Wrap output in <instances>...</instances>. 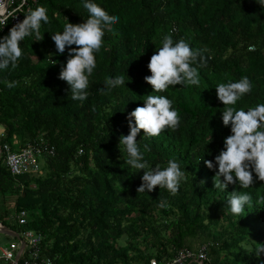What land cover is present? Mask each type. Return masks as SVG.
<instances>
[{
  "label": "trees",
  "instance_id": "1",
  "mask_svg": "<svg viewBox=\"0 0 264 264\" xmlns=\"http://www.w3.org/2000/svg\"><path fill=\"white\" fill-rule=\"evenodd\" d=\"M93 2L119 20L104 29L87 99L73 100L67 83L58 78L69 49L59 54L51 39L68 22H85L89 13L84 0H37L32 9L45 7L49 18L42 22L43 39L26 37L18 67L0 70V147L18 150L30 143L41 148L43 160L39 174L12 176L0 153V192L15 196L16 216L27 214L22 232L43 234V253L52 264H150L152 258L165 264L177 251L197 253L200 246L206 247L209 264H264V253L256 256L264 245V181L253 172L254 184L247 189L238 183L218 189V166L204 164H215L231 134L222 121L217 85L247 76L252 90L233 107L247 111L264 103V4ZM9 29L0 30V37ZM165 35L174 42L183 39L193 50H207L206 64L198 68L199 86L153 92L145 82L151 75L150 57L162 47ZM121 75L125 85L106 89V77ZM6 81L16 86L9 88ZM150 94L172 101L180 125L157 137L141 130L137 143L150 167H167L169 159L180 165L186 180L176 195L158 186L137 193L143 170L126 163L127 153L119 145L120 136L130 131L129 114ZM233 191L252 196L251 206L239 216L227 205ZM161 202H166L164 207Z\"/></svg>",
  "mask_w": 264,
  "mask_h": 264
},
{
  "label": "clouds",
  "instance_id": "2",
  "mask_svg": "<svg viewBox=\"0 0 264 264\" xmlns=\"http://www.w3.org/2000/svg\"><path fill=\"white\" fill-rule=\"evenodd\" d=\"M261 3L264 4V0ZM83 6L89 13L85 22H68L62 33L51 36L59 54H63L66 47L69 49L66 65L61 68L58 78L67 83L72 99L80 101L87 99L89 77L96 68L95 54L103 46L104 29L119 20V17L109 15L93 0H84ZM42 22H49L47 9L43 6L29 9L22 21L14 24L7 35L0 37V70H6L9 66L12 69L18 67L23 55L21 42L26 37L35 34L36 41L43 39L40 34ZM205 51L193 50L183 39L174 42L171 35H165L162 47L150 57L147 67L151 75L145 76L144 80L152 86L153 92H165L169 86H199L198 68L206 64ZM5 83L9 88L16 86V82ZM104 83L106 89H112L125 85V78L123 75L106 77ZM251 90L252 83L247 76L236 82L220 83L216 87L217 98L224 106L222 121L224 126H230L231 134L225 138L223 149L215 157V164L212 160H204L209 169L218 166L214 177L215 188L226 190L230 184L238 183L241 188L247 189L254 184L253 172L256 178L264 181V103L247 111L233 107ZM133 119L135 123H132ZM128 120L129 134L120 136L119 145H123L127 153L126 163L132 168L143 170L137 193H150L158 186L176 195L181 182L186 180L180 165L169 159L167 167H150L137 143L141 130L145 136L157 137L166 129H178L181 117L173 109L172 101L164 95H147L144 105L136 107ZM145 150H149L147 145ZM260 200L264 202V197ZM165 203L161 202L160 206L164 207ZM251 204L252 196L246 192L237 194L233 191L227 200L230 212L236 216ZM261 253H264V245L256 251V256L259 257Z\"/></svg>",
  "mask_w": 264,
  "mask_h": 264
},
{
  "label": "built area",
  "instance_id": "3",
  "mask_svg": "<svg viewBox=\"0 0 264 264\" xmlns=\"http://www.w3.org/2000/svg\"><path fill=\"white\" fill-rule=\"evenodd\" d=\"M37 0H0V30L13 27L14 24L23 20L29 9H32ZM52 151H50L51 153ZM0 153L4 156V164L12 176L35 175L41 172V148L31 144L22 149L13 150L5 144L0 147ZM27 214L21 212L17 216L20 226L26 224ZM21 237L25 242L22 250L18 251L16 244L0 246V264H14L18 253L17 264H52L51 258L43 253L44 236L40 232L23 231ZM206 247L200 246L197 253L188 249L176 252L172 260L165 264H209L206 256ZM150 264H158L157 260H150Z\"/></svg>",
  "mask_w": 264,
  "mask_h": 264
},
{
  "label": "rangeland",
  "instance_id": "4",
  "mask_svg": "<svg viewBox=\"0 0 264 264\" xmlns=\"http://www.w3.org/2000/svg\"><path fill=\"white\" fill-rule=\"evenodd\" d=\"M17 141H14V143H16ZM30 143H28L27 145H29ZM40 163H43V160H40ZM15 197V196H13ZM11 198V195L9 194H2L0 192V219H2V217L4 218V221L6 220L5 223H7L9 227H11L13 229V231L17 232V233H22V230L24 229V227L19 226L18 224H16L13 221L14 215H15V208H10L9 204L10 202L8 201ZM11 229V230H12ZM11 243H15L17 244L18 242L6 235L0 234V244H8L10 245ZM198 243V242H196ZM154 259V258H152ZM151 259V260H152ZM156 260V259H154Z\"/></svg>",
  "mask_w": 264,
  "mask_h": 264
},
{
  "label": "water",
  "instance_id": "5",
  "mask_svg": "<svg viewBox=\"0 0 264 264\" xmlns=\"http://www.w3.org/2000/svg\"><path fill=\"white\" fill-rule=\"evenodd\" d=\"M0 234L9 236V237L17 240L21 246L20 250L25 246V242L20 238L19 234L15 231L11 230L10 228L6 227V226L0 225ZM17 260H18V253L15 257L14 264H17Z\"/></svg>",
  "mask_w": 264,
  "mask_h": 264
},
{
  "label": "crops",
  "instance_id": "6",
  "mask_svg": "<svg viewBox=\"0 0 264 264\" xmlns=\"http://www.w3.org/2000/svg\"><path fill=\"white\" fill-rule=\"evenodd\" d=\"M3 133V128H1L0 127V135ZM41 166H42V163H41ZM9 202H10V204H9V206H10V208H15V197H13V196H11V198L8 200ZM0 216H2V215H0ZM7 220V219H6ZM6 220L4 221V218L2 217V219H0V225H2V226H6V227H8V228H10V229H12L11 227H9V226H7L8 224L7 223H5L6 222ZM13 221L16 223V224H18L17 222V216H16V214L14 215V218H13ZM20 226V225H19ZM13 230V229H12ZM19 234V236H20V238L23 240V238L21 237V234L20 233H18ZM17 241V240H16ZM24 241V240H23ZM18 242V241H17ZM11 244H15V243H11ZM6 245H8V244H0V246H6ZM17 247H18V251H20V248H21V246H20V243L18 242L17 244ZM22 250V249H21Z\"/></svg>",
  "mask_w": 264,
  "mask_h": 264
}]
</instances>
